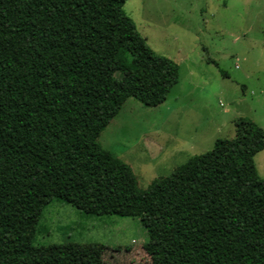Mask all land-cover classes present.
I'll return each mask as SVG.
<instances>
[{
	"label": "trees",
	"instance_id": "trees-1",
	"mask_svg": "<svg viewBox=\"0 0 264 264\" xmlns=\"http://www.w3.org/2000/svg\"><path fill=\"white\" fill-rule=\"evenodd\" d=\"M125 0H0V264H34L43 207L135 217L148 264H264V131L232 138L136 188L95 139L127 97L164 101L178 65L155 53Z\"/></svg>",
	"mask_w": 264,
	"mask_h": 264
},
{
	"label": "rangeland",
	"instance_id": "rangeland-1",
	"mask_svg": "<svg viewBox=\"0 0 264 264\" xmlns=\"http://www.w3.org/2000/svg\"><path fill=\"white\" fill-rule=\"evenodd\" d=\"M121 9L178 65L164 101L127 97L95 139L128 165L137 189L232 138L239 117L264 131V0H125ZM253 162L264 178V147ZM37 227L34 264H148L135 217H95L50 200Z\"/></svg>",
	"mask_w": 264,
	"mask_h": 264
}]
</instances>
